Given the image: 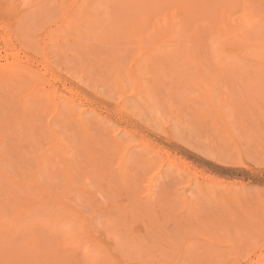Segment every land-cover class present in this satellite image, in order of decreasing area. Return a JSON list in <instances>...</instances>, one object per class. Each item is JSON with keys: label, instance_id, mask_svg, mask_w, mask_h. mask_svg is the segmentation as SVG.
Segmentation results:
<instances>
[{"label": "rangeland", "instance_id": "rangeland-1", "mask_svg": "<svg viewBox=\"0 0 264 264\" xmlns=\"http://www.w3.org/2000/svg\"><path fill=\"white\" fill-rule=\"evenodd\" d=\"M0 264H264V0H0Z\"/></svg>", "mask_w": 264, "mask_h": 264}, {"label": "bare ground", "instance_id": "bare-ground-1", "mask_svg": "<svg viewBox=\"0 0 264 264\" xmlns=\"http://www.w3.org/2000/svg\"><path fill=\"white\" fill-rule=\"evenodd\" d=\"M34 154V153H33ZM42 158V157H41ZM36 181V180H35ZM101 183V182H100ZM254 263V262H253Z\"/></svg>", "mask_w": 264, "mask_h": 264}]
</instances>
